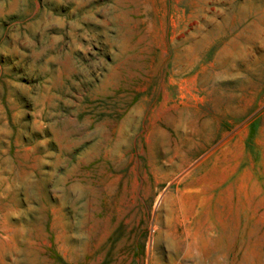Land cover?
Returning a JSON list of instances; mask_svg holds the SVG:
<instances>
[{
	"label": "rangeland",
	"instance_id": "obj_1",
	"mask_svg": "<svg viewBox=\"0 0 264 264\" xmlns=\"http://www.w3.org/2000/svg\"><path fill=\"white\" fill-rule=\"evenodd\" d=\"M0 264H264V0H0Z\"/></svg>",
	"mask_w": 264,
	"mask_h": 264
}]
</instances>
